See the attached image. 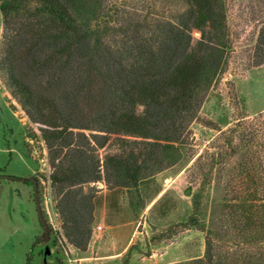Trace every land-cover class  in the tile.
I'll return each instance as SVG.
<instances>
[{
    "label": "trees",
    "instance_id": "trees-1",
    "mask_svg": "<svg viewBox=\"0 0 264 264\" xmlns=\"http://www.w3.org/2000/svg\"><path fill=\"white\" fill-rule=\"evenodd\" d=\"M170 2L179 5L171 17H131L121 3L108 0H0L5 27L16 25L11 39L25 49L15 61L17 43L11 42L0 68L29 119L44 125L60 234L80 251L93 221L92 197L81 185L101 178L95 148L117 135L122 150L105 158L106 171L110 167L115 183L136 190L179 159L182 138L222 69L228 46L225 1ZM193 29L200 32L194 43ZM257 44L264 48V27ZM73 129L100 134L88 138ZM262 192L264 181L250 176L235 201L217 199L207 227L195 215L200 193H194V214L185 222L206 228L204 255L171 264H235L245 251V264H258L264 251L253 249H264ZM217 242L226 248L218 251Z\"/></svg>",
    "mask_w": 264,
    "mask_h": 264
},
{
    "label": "rangeland",
    "instance_id": "rangeland-1",
    "mask_svg": "<svg viewBox=\"0 0 264 264\" xmlns=\"http://www.w3.org/2000/svg\"><path fill=\"white\" fill-rule=\"evenodd\" d=\"M108 1L121 3L131 17L145 13L171 17L179 8L171 0ZM224 1L228 46L223 66L182 138L179 159L130 192L115 183L110 167L109 172L105 168V158L122 150L117 135L95 148L101 178L81 185L93 205L91 238L84 251L60 234L54 209L58 197L48 178L52 169L41 138L44 125L29 119L7 87L6 69L0 68V264H171L203 257L206 228L185 222L194 214L192 195L200 193L195 215L207 227L217 199L235 201L250 176L264 181V61L257 62L264 49L257 48L264 0ZM15 28H6L0 14V60L11 42L17 43L15 61L25 53L20 43L13 42L16 37L11 39ZM191 35L194 43L200 32L193 29ZM73 131L88 138L90 133L100 134ZM29 177L39 180L40 207L50 229L47 239L33 187L20 180ZM224 213L227 217L230 210L226 207ZM56 223L61 231L55 230ZM216 246L218 251L226 248L220 242ZM111 253L117 257H104ZM248 255L245 251L232 261L245 264ZM80 257L88 258L79 261Z\"/></svg>",
    "mask_w": 264,
    "mask_h": 264
},
{
    "label": "flooded vegetation",
    "instance_id": "flooded-vegetation-1",
    "mask_svg": "<svg viewBox=\"0 0 264 264\" xmlns=\"http://www.w3.org/2000/svg\"><path fill=\"white\" fill-rule=\"evenodd\" d=\"M1 178V177H0ZM20 180L23 182V183H26L30 186L33 187V197H34V200H35V203H36V197H37V201H38V204L40 206L41 204V201L39 200L40 197L38 196V189H39V180L36 178V177H29V178H20ZM36 190V192H35ZM36 207H37V203H36ZM41 209V207H40ZM42 225V223H41ZM43 226V225H42ZM44 229V228H43Z\"/></svg>",
    "mask_w": 264,
    "mask_h": 264
},
{
    "label": "water",
    "instance_id": "water-1",
    "mask_svg": "<svg viewBox=\"0 0 264 264\" xmlns=\"http://www.w3.org/2000/svg\"><path fill=\"white\" fill-rule=\"evenodd\" d=\"M35 192H36V190H35ZM36 203H37V210H38V214L40 217V221H41L43 228H44V239H47L50 229H49V226H48L47 222L45 221V219L42 215V211H41L40 206L38 204L37 197H36ZM46 250L48 251V247H46Z\"/></svg>",
    "mask_w": 264,
    "mask_h": 264
},
{
    "label": "crops",
    "instance_id": "crops-1",
    "mask_svg": "<svg viewBox=\"0 0 264 264\" xmlns=\"http://www.w3.org/2000/svg\"><path fill=\"white\" fill-rule=\"evenodd\" d=\"M104 257H109V259H111V258L113 259V258L117 257V253H111V254H108V255H104ZM86 258H88V257H80L78 259H79V261H82V260H84ZM79 264H81V263H79Z\"/></svg>",
    "mask_w": 264,
    "mask_h": 264
},
{
    "label": "built area",
    "instance_id": "built-area-1",
    "mask_svg": "<svg viewBox=\"0 0 264 264\" xmlns=\"http://www.w3.org/2000/svg\"><path fill=\"white\" fill-rule=\"evenodd\" d=\"M97 228L100 229L101 227L98 226ZM55 230H59V231H61L58 223H56V225H55Z\"/></svg>",
    "mask_w": 264,
    "mask_h": 264
}]
</instances>
